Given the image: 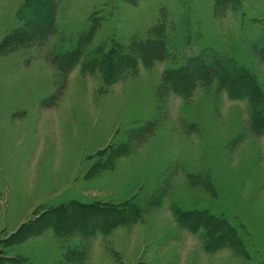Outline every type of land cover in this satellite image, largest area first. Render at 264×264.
I'll return each instance as SVG.
<instances>
[{"label":"rangeland","instance_id":"374dc122","mask_svg":"<svg viewBox=\"0 0 264 264\" xmlns=\"http://www.w3.org/2000/svg\"><path fill=\"white\" fill-rule=\"evenodd\" d=\"M47 6L0 48V264H264V0H0V43Z\"/></svg>","mask_w":264,"mask_h":264},{"label":"trees","instance_id":"16d2710c","mask_svg":"<svg viewBox=\"0 0 264 264\" xmlns=\"http://www.w3.org/2000/svg\"><path fill=\"white\" fill-rule=\"evenodd\" d=\"M52 6L54 4H51ZM54 7V6H53ZM47 12H49L50 17L48 18V22H43V23H37V22H28V29L26 30V25L25 27L18 28L15 31H12L9 35H7L2 42L0 43V48H3L4 51H12L15 48L19 47H29L33 45V42L36 43H41L46 40L47 35L52 32L53 30V8L47 6L45 8ZM78 52H75L72 54L71 59L69 61L66 59L64 60L63 55H57V58L52 60L57 59V64L60 66L61 70L66 71L71 66V62L75 60L78 56ZM70 65V66H69ZM231 66L228 65H219L217 66H207V71L208 74L211 75H216L219 77V68L225 69V75L228 80V88L229 89V95H231L232 98H238V97H244L247 95V91L252 90L254 92L256 90V86L253 83V80L250 79L248 76L243 75L242 71L235 67L234 63L231 61L230 63ZM69 66V67H68ZM229 73H231L229 75ZM232 75V76H231ZM187 76V75H185ZM223 77V76H222ZM220 78V77H219ZM181 79V80H180ZM221 79V78H220ZM234 80L239 81V85L234 84ZM177 86V91L180 92L181 94H186L183 93L184 88L189 87L186 85L185 82H183L182 78H178L176 83H175V88ZM237 86V87H236ZM227 87V86H226ZM133 207V205H132ZM135 210V209H133Z\"/></svg>","mask_w":264,"mask_h":264}]
</instances>
